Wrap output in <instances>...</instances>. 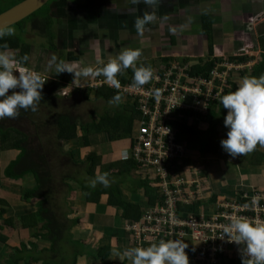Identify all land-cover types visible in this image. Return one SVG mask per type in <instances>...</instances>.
<instances>
[{
  "label": "crops",
  "instance_id": "0c3cea01",
  "mask_svg": "<svg viewBox=\"0 0 264 264\" xmlns=\"http://www.w3.org/2000/svg\"><path fill=\"white\" fill-rule=\"evenodd\" d=\"M175 1L176 0H160L158 7L149 9V11H155L157 20L155 23L149 24L150 27H154L146 28L147 31L145 30V32L147 33L145 34L144 32L143 35H140L142 39L138 37L137 31L134 27V20L136 17L132 21L129 20L128 22L124 21L123 23H119V20L116 21L118 16L117 13H119L116 10V6L111 4L110 8H106V0H94L93 2L85 3L86 7H89L90 11L92 10V14L84 13L85 23L81 27L76 25V16L80 15L81 11H77V8L67 6L65 10H74L75 14L71 17H67L65 22L63 18L60 19L63 22L62 26L66 28L68 39L67 43L59 44V41H61V32H54V42L57 40V42H55L56 49L60 50L59 52L64 51L65 62H68L73 66L80 65L82 67H96V57L98 54L103 60H105V62H107L109 57H115L122 49L125 48L140 49L142 55L139 60L149 59V57L150 59H155L157 56L165 53L169 56H181L179 59H182L184 56L200 57V49H203L202 42L205 38L201 36L202 41L198 42L196 38V32L191 31V20L194 17L192 24L198 25L199 18L195 12L199 13V17L202 14H210L212 23L213 56L216 57V60L219 61L220 64L222 63L221 61L223 60L224 55L234 52L237 48H244V50L247 48L245 51L248 53H239L237 55H249L250 57L238 62H228L232 64V66L226 70H223V72L228 73L227 78L235 80L239 83L244 77L245 73L247 71H251V66L253 63L260 59L259 40L260 36L264 37V29H259L255 32L253 31L251 34H247L245 36L244 33L239 34L237 30H248L245 25L246 17L252 13L251 11H264V0H180L174 6V10L170 11L171 5H174L171 3ZM54 2L51 5L52 9L55 7L58 8L59 5V0L56 1V3ZM217 3L218 9L216 8ZM53 4H56V6H53ZM202 7L206 9L205 13L202 12ZM235 8L240 11V15H231L233 14L232 12L235 10ZM65 10L63 12L66 15ZM164 16H167L168 19L164 20ZM188 17L190 19H188ZM227 20L230 25L225 28V34L219 37L217 32L220 30V28H217L216 25L219 22H222V24L226 25ZM177 23L181 26L177 25ZM171 28L175 29V33L170 32ZM149 33H152L153 35H149ZM154 35L158 37L157 39H160L158 41H154V44L156 43L154 46H140L141 43L139 41H146L149 36L154 37ZM248 35H250L249 39L246 37ZM250 39L253 41L251 42L252 45H249ZM245 40L247 42H245ZM237 41L238 43H235ZM249 46L252 48V51L255 50L254 52L258 53L257 58H255V55H251L249 53L251 51ZM45 48H47V46ZM44 51H48L49 53L47 59L43 60V52H41L42 54L39 55L37 67L31 70L39 72L42 76L46 75V77L49 79H56L62 84L65 83L60 80V77L63 75L56 74L54 66L52 68H49L48 66V60L50 59L51 55L58 52H54L55 50H48V48ZM32 52L33 50L31 45V52L29 55L30 59ZM67 53H71V55L78 58L75 60H68L66 59L68 56ZM44 63L46 64V67L42 65ZM150 63L152 64V62ZM158 65L159 63L156 65V63L153 62L152 68L156 70ZM223 65L224 64H222V66ZM243 70L245 73L240 76L238 72H242ZM98 78L99 77L88 78L87 83H89V87L92 86L91 88H95L96 86L92 83ZM74 81L76 80H72L71 82ZM84 89L86 88L84 87ZM202 125H204L205 128L202 127ZM207 126V123H203L198 120H196L194 123V127L198 129L202 127L205 130ZM218 131L221 138L227 137L226 133L228 130L218 129ZM79 132H77L78 135H80ZM183 136L185 135H182L181 137ZM88 142L89 146L85 147L82 144L81 138H78L74 141L64 144L61 148L62 153L59 150L56 151L57 154L55 153L54 156H59L62 160H65V167L60 166V163H57L56 161L51 163V171L54 172L56 179L59 178V174H56V172H63V168H65V172L71 170L73 171L74 165L71 162L83 161L85 157L91 152L95 153L97 156H101L103 162L121 159L128 160L131 157V149L127 138L109 141L107 135L104 132H100L98 134L89 136ZM42 143H45V140H42ZM257 149L264 153V147L257 145ZM197 150L195 151L196 153ZM253 152L242 156L250 157ZM69 153H71L72 156ZM18 154L19 151L16 150L0 151V172H2L8 163L14 160ZM197 156L199 158L198 153ZM242 156L233 158L229 155L227 160H222L215 157L206 159L207 163L205 166L209 168V175L202 174L205 178V182H201L200 187L202 191L205 189L206 191L208 190L210 192L213 201L218 202L226 195L228 196L237 192L251 191L252 189L264 192V161L259 165H248L246 169H241L237 164L238 159L242 158ZM69 157L73 160L71 161ZM232 170H235L236 172H232ZM215 172H222V175L218 176L219 178L221 177L220 181L218 179L213 181L215 178ZM136 175L137 173H132V176L129 174V180L119 183L118 188L124 201L138 206L139 210L145 211L147 210V201L144 197L143 190L134 189L130 183V181L137 179ZM207 179L210 182L213 181V183L216 184L218 182L221 186L225 185V190L219 189L218 192H212ZM3 182L7 185L11 183L16 184L18 186L19 192H11V190H8V193L5 192L2 189ZM35 185L36 184L32 173L24 174L18 181H8L4 180L2 177L0 178V199H3L6 204V206H3L2 208L3 211H0V224L4 219H12L11 227L3 225V227L0 228V244L4 245V249L9 250V254L7 255L8 257L13 255V248L17 247L19 244H33L36 252L49 249L50 247V244L45 241L36 238L33 239V235L38 236L39 234L45 233L42 231V224L27 230H23L18 225H16L19 220V215L22 213H27L28 211H34V213L37 211L38 207L36 200H33L29 203L21 201L23 198L21 195L24 194V192L33 189ZM56 185L58 184H55V187ZM17 193H19V197L17 196ZM202 195L204 199H207L209 196L207 193H203ZM81 196L82 194L80 195L78 191H74L72 196L64 198V200L62 198L61 203L59 201V203L56 205L59 206L57 207L59 210H56L57 215L60 219L62 218L61 220L64 223L66 220L71 221L74 218L78 220L75 225L74 223H69L68 225L69 235L72 241H81L84 243L91 255L93 250L97 248L109 247L111 255L108 256V259L106 260L107 263L130 264V261L127 258L121 261L115 255L116 252L122 253L125 249L136 247L132 244L128 234L124 231V225L126 222L121 219V212L118 209L107 207L105 197H103L100 202L95 205L81 202V200H78V198H81ZM78 227L82 232L81 234L86 237L85 239L78 235ZM96 233H98V236L95 237ZM121 236H124L126 240L129 239L130 242L123 245L121 242L126 240H121ZM2 251L4 250L0 249V259L4 256ZM185 252L188 254L187 249H185ZM83 258L87 261H90V264H101L100 260L91 261L86 255H82L77 260V264H82ZM234 258L235 260L232 261L233 264H241V260L238 259L240 258L239 255L237 258ZM220 264H228V262H221Z\"/></svg>",
  "mask_w": 264,
  "mask_h": 264
},
{
  "label": "trees",
  "instance_id": "16d2710c",
  "mask_svg": "<svg viewBox=\"0 0 264 264\" xmlns=\"http://www.w3.org/2000/svg\"><path fill=\"white\" fill-rule=\"evenodd\" d=\"M22 0H0V13L6 9L14 6ZM82 1V0H75ZM54 0H48L41 7L12 24L15 27L16 33L11 36H5L0 39V51L13 50L14 55L18 61L27 54L30 55L31 45L22 39L21 34H24L30 29H35L40 32L42 36L47 39V48L50 50H56L54 42L55 33L53 31L54 22L60 23L59 18L52 16V3ZM55 3V2H54ZM61 13H64L63 11ZM84 13V12H81ZM211 15L203 14L200 16L199 26L201 33L205 36L208 55L207 59L202 63L192 64L189 73L207 78L212 71L216 57L213 56V41H212V26ZM11 26V25H10ZM9 27V26H8ZM6 29V27H5ZM29 29V30H28ZM7 46V49L4 46ZM260 59L253 63L251 71L238 72L240 76L245 73L244 76L260 77L264 75V37L260 36L259 40ZM66 59H77L78 57L67 53ZM249 55L238 56L229 55L227 57L230 61L245 60ZM163 62H166L168 57H163ZM201 61V58H199ZM28 61L22 62L20 66H27ZM150 66L151 63L147 60H141L137 62V66ZM153 69V68H152ZM128 78L120 77L121 83L132 84L133 71L131 68L125 70ZM155 70L153 69V73ZM47 79V78H46ZM230 85L229 89L224 90L221 95L234 91L238 87V82L228 78ZM62 87V83L56 79H47L42 89L43 99L38 104V110H42L45 114L41 117L40 122L37 120L38 126H33V131H39L43 133L41 139H37V143L29 141L28 135L25 131H21L16 127L10 126L7 122L10 120L30 121L33 118L35 112L28 110H20V114L16 119H0V151L16 150L19 154L16 158L8 163L2 172H0V178L8 181H18L24 174L32 173L35 180V187L31 190L24 192L21 201L25 203L36 200L37 211H28L18 216L19 220L16 223L23 230L29 228H35L39 224H42V231L44 234L38 236L33 235V239H40L50 244L49 249L36 252L33 244H19L13 248V255L7 257L4 264H77V260L86 255L91 261H101V264H110L106 260L111 255L109 247H100L93 250L92 255L88 252L87 247L81 241L73 242L69 235V223L78 222L77 219L66 220L64 223L57 215L59 210L56 206L59 201L61 203L62 198H68L73 195L74 191H81L85 194V202L88 204H98L100 200L106 198V206L118 209L121 212V219L126 221H138L140 217V210L138 206L132 205L122 199L119 192V183L129 180V174L139 169V165L134 160H115L103 162L101 156H97L95 153H89L83 161L71 162L74 165V171L56 172L59 174V178L56 179L54 172L51 171V163L47 159L48 153L51 150L47 144L53 142L56 144V148L62 153V146L66 143L81 138L82 144L89 146V136L104 132L107 135L109 141L117 140L121 138H127L129 142L130 135L133 134V130L136 124V120L140 117V112L135 108V102H131L128 99L122 98V102L116 104V108L105 107L102 112L98 113L97 119L90 117L85 120L72 115L70 109L57 110L52 109L53 98L56 91ZM82 90L85 96L89 97L91 91H94V99H101L106 103L116 95L122 94L119 90L111 88L107 85L96 86L95 88H88ZM220 95V96H221ZM64 106V105H61ZM217 111L210 112V119L208 121V127L202 131L196 129L191 125H187L183 121H174L175 127L179 133L186 134L188 139L198 144L199 158L205 159L206 157H215L222 160H227L229 154L226 153L221 145V138L218 129L228 130L223 120L227 114V110L223 108L220 103V99L217 102ZM37 112V111H36ZM35 121L33 120V123ZM170 123V120L168 121ZM80 131V136L77 132ZM45 140V143H42ZM52 140V141H51ZM35 144L36 146H33ZM51 144V145H52ZM43 145V146H42ZM53 146V145H52ZM57 154V152H56ZM71 156L72 154L69 153ZM61 155V154H59ZM67 155V154H66ZM52 156V155H51ZM54 156V154H53ZM70 156V157H71ZM71 161L73 160L70 158ZM264 159V153L259 151L256 147L253 155L249 158L242 156L238 159V164L245 163L246 165H259ZM51 161V160H50ZM193 163L189 160H183V166H190ZM182 165L176 167V171L182 169ZM108 173V179L110 186L105 187L100 183H97L95 188L89 186V180L94 179L96 175ZM80 173V175H79ZM151 180L149 177H144L137 180L130 181L134 189L143 190L144 196L147 199L148 205H153L157 201V194L155 189L150 187ZM55 184L56 185L55 187ZM0 205H4L5 201L0 199ZM1 216V214H0ZM2 224V225H1ZM0 224V228L4 226L11 227L12 219H4ZM233 264V262L231 263Z\"/></svg>",
  "mask_w": 264,
  "mask_h": 264
},
{
  "label": "built area",
  "instance_id": "2783aa9c",
  "mask_svg": "<svg viewBox=\"0 0 264 264\" xmlns=\"http://www.w3.org/2000/svg\"><path fill=\"white\" fill-rule=\"evenodd\" d=\"M190 67L187 61H168L141 87L121 83L117 76L123 100L135 102L140 112L130 135V158L143 172L138 174L149 176L150 187L157 194L156 203L148 205L139 220L128 223L124 230L141 247L160 239H182L188 245L190 264H220L240 255L238 245L228 242L226 237L219 238L224 226L233 216L264 221V195L238 192L215 202L208 190H201L200 183L205 182L201 172L176 171L188 157L184 156L186 148L173 115L189 119L198 112L203 116L206 113L203 114L202 109L206 111L213 99V86L209 81L215 69L205 78L189 73ZM92 84L107 83L104 77H99ZM204 99L205 104L200 105L199 100ZM181 118L178 120L187 122ZM203 193L209 194L207 199L203 198Z\"/></svg>",
  "mask_w": 264,
  "mask_h": 264
},
{
  "label": "clouds",
  "instance_id": "9594fccd",
  "mask_svg": "<svg viewBox=\"0 0 264 264\" xmlns=\"http://www.w3.org/2000/svg\"><path fill=\"white\" fill-rule=\"evenodd\" d=\"M131 2L133 5H138L142 2L151 9L158 7L160 4V0H131ZM172 10H174V5H171L170 11ZM256 13L258 14L255 17H260V24L263 23L264 16H261V14L264 15V11H256ZM252 15L255 14L251 13L246 17V24L248 21L251 23L255 21ZM251 17L253 20H250ZM163 19L167 20L168 17L164 16ZM156 20L155 11H145L142 16H137L135 18L134 27L139 35H143L146 30V25L155 23ZM249 29L252 30L253 28ZM170 32L175 33V29L171 28ZM14 34V28L8 27L5 29L0 27V39ZM4 48L7 49V46L5 45ZM141 55L142 52L140 49L125 48L115 57H109L107 62L98 54L96 57V67L84 66L74 68L70 63L64 60L58 61L56 55L52 54L48 60V66L49 68L54 66L56 74L64 72L73 74V80L102 76L111 88L113 87L118 90L121 84L117 76L119 78H128V75L124 71L129 68L133 71L132 87H141L152 80L153 69L150 66H137V61ZM165 57H168L166 62L163 63L162 60L159 63L161 66L158 65L155 71H158L159 68L168 61H176L181 56ZM200 58L202 57L200 56ZM28 60L29 56L27 54L18 61L12 52L8 50L0 51V119H16L21 109L25 111L31 110L33 112L38 110V104L43 99V86L49 78L46 79V77L42 76L39 72L19 65ZM182 60L190 62L191 65L200 62H194L197 60L195 56H185ZM14 73H18V75H14ZM88 84H86V86H89ZM158 91L159 90H157V92ZM66 93L67 92L64 91L62 94L64 95ZM219 99L223 108L227 110L223 124L228 131L226 133L227 138L221 139L220 141L222 149L231 157L235 158L253 152L257 145L264 147V75L258 78L244 76L234 91L221 95ZM121 102L122 97L116 95L109 101V104H119ZM213 111H217V107L216 110ZM203 123L205 122L203 121ZM191 125L194 127V124ZM182 135H185L188 139L186 134ZM207 158L210 159L212 157L197 159L199 164L196 167H198V172H201L203 175H206V172H208L205 166ZM194 164H196V162ZM184 167L185 166L182 165V169L177 172L183 171ZM203 167L206 172H202ZM187 168L188 167H186V169ZM132 173H137V179L148 176L145 174H138L143 173L139 169L131 172V176ZM108 175L109 174L106 172L96 175L94 179L89 180V186L95 188L97 183L105 187L110 186ZM256 203L257 200L254 198L253 204L255 205ZM146 208H148V202ZM142 212L144 211L140 210V214ZM130 222L133 221H126L124 228ZM127 234L130 238V234ZM225 237L228 242L235 243L239 246L240 258L238 259L241 260V264H264V221L256 220L253 222L247 217L233 216L230 218V222L224 226L223 234L219 236L221 240L225 239ZM186 248H188V245L184 243L182 239L167 241L160 239L158 242H152L149 246L128 248L122 253L116 252L115 255L121 261L127 258L130 264H190L189 258L185 252ZM233 260H235L234 257L227 261L228 264H230V262L232 263Z\"/></svg>",
  "mask_w": 264,
  "mask_h": 264
},
{
  "label": "rangeland",
  "instance_id": "374dc122",
  "mask_svg": "<svg viewBox=\"0 0 264 264\" xmlns=\"http://www.w3.org/2000/svg\"><path fill=\"white\" fill-rule=\"evenodd\" d=\"M93 1L94 0H83V1H77V2H75V0H59L58 8L55 7V8L52 9V16L53 17H56V18H59V19H62L63 18L64 19V22H65L67 20V16H65V14L64 13H61V12L64 11L67 8V6L77 8V11L80 10L81 12H84L85 14H90V13L92 14V10L90 11L89 10V7H86V4L85 3H87V2L89 3V2H93ZM114 1L115 0H106V6L105 7L106 8H110V5L113 4ZM51 3H53V2H51ZM54 5L56 6V4H53V6ZM216 8L218 9V3L216 4ZM81 12H80V15L76 16V25L79 26V27H81L85 23V21H84V13H81ZM202 12L203 13L206 12V9H204L203 7H202ZM251 12H252V14H255V15H252V17H254L255 21L253 23H251L250 21H248L247 24H246V27L248 29L249 28H253V29L252 30L249 29L248 31L247 30H243V31L242 30H237V32L239 34L244 33V36H245L247 34H251V32H253V31L255 32L256 30L264 29V24H263L264 22L260 24V17H255L258 13H256V11H251ZM232 13L233 14H231V15H238V14L240 15V11H238L237 8H235V10ZM118 14L121 15L120 13H118ZM195 14H197V16H198V18L200 20L199 13L198 12H195ZM261 16H264V15L261 14ZM188 19H190V18L188 17ZM193 19H194V17H193ZM192 20H191V26H192V30L191 31L192 32H196V38H197L198 42H200V41H202L201 40V36L203 38H205V36L201 33V28H200L199 24L198 25L197 24H192ZM70 21H72V20H70ZM62 23H63L62 20H61V23L60 24H57L56 22H54V29H53V31L55 33L61 32V41H59V44L67 43V39H68L67 38V34H66V28L64 26H62ZM70 23H72V22H70ZM119 23H121V19H119ZM177 25H179V24L177 23ZM229 25H230V23L228 22V20L226 21V25L222 24V22H219L216 25L217 28H220V30L217 32L219 37H221L222 35L225 34L224 33L225 28H227ZM179 26H181V25H179ZM9 27L15 29V27L12 26V25L9 26ZM148 27L151 28V27H154V26H151L150 27V25H146V28H148ZM6 28H8V27H6ZM16 32L17 31L15 29V33ZM146 33L147 32H145V34ZM137 35H138V37L140 39H142L138 33H137ZM149 35H153V34L152 33H149ZM156 35H154V37L153 36H149L146 41L145 40L139 41L141 43L140 46H144V45H146V46H154L156 44V43L154 44V41L160 40V39H157L158 38L157 36H159V35H157V36ZM21 36H22V39H24V41H27V43H29V44L31 43L30 45H32V50H33L32 56H31V59L29 58L26 67L29 68V69H34L38 65L39 55L42 54L41 52H43V60H46L47 57H48V54H49L48 51H44L45 49H47V48H45L47 46V39L44 36H42L40 34V32H37L35 29H30L29 31H26L24 34H21ZM249 36L250 35H248L246 37H248V39H249ZM55 42H57V40H55ZM245 42H247V41L245 40ZM251 42H253L252 39H250L249 45H252ZM235 43H238V41L235 42ZM202 46H203V49H200L201 50L200 51V55L202 57L201 58V61L199 60L200 57H196L197 60H195L194 62L200 61V62H197V63H202V62H204L208 58L207 57V55H208V49H207V44H206L205 39L202 42ZM249 48H250V46H249ZM197 49H199V48H197ZM250 49H251V51L249 53L251 55H255V58H257L258 57V53L257 52H254L255 50L252 51V48H250ZM245 50H241L240 48H237L234 51L235 53L232 52V53H228V54L224 55L223 56V60L221 61L222 62L221 64H220L219 61L215 60V67H214L215 71L212 72L213 74H212V77L210 78V81H209V85H212L213 86V91H212L213 99H211L210 100V103H209L211 105L207 106L206 111H205V109H202V111H204L203 114L206 113L203 116H201V114L198 113V112H194L193 113V115H192L193 118L192 119H187V117H185L184 115H181L182 118L181 117L180 118L183 119V120H185V121H187L188 122V125L194 124L196 120H200L201 122L204 121L205 123H207V121L209 120V117H210V112L213 111V110H216V104L219 101V98H220L221 93L224 90L230 88V85H229V82H228V78H227L228 73L227 72H226V74L223 73V70H226L230 66H232V64H230L228 62H236V61H230V60L227 59V57L229 55L234 56V55H237L239 53H248ZM8 51H10V52H12L14 54L13 50H8ZM59 51L60 50H58V49H56L54 51V52H58V53H55L56 57L58 58L57 60L58 61L59 60H64L65 59L64 51H62V52H59ZM165 56H169V55H166V53H165V54H161V55L157 56L155 59H150V57H149V59H145V60H147L149 63L152 62V64L154 62L157 65L158 63H160L163 60L162 57H165ZM139 61H141V60H139ZM182 61H183L182 59H177L176 60V62H182ZM183 62H185V61H183ZM163 63H165V62H163ZM222 64H224V65L222 66ZM42 65L44 67H46V64L45 63L42 64ZM73 67L74 68H79V67H82V66L77 65V66H73ZM59 74H62L63 75L62 77H60L61 78L60 80L63 81V82H65V83H63L62 84V87L59 88L58 91H56V94H55V96L53 98V106H52V109L57 110L55 112H58L60 110L63 111L65 109H70V112L72 113V115L75 114L76 116H78L79 117V120H80V118H83L85 120H88V119H90V117H93L94 119H97L98 113L99 112H102V110L105 107H107V108H110V107L116 108V104H111L110 105L109 103H106V102H104L101 99H94L93 98L94 91H92L89 94V97L88 96H85L83 94V91L82 90L84 89V87H88L89 88V86H86V84H88L87 83V79L88 78H80V79H78V80H76L74 82H71L73 80V74L67 73V72L59 73ZM119 75H121V74H119ZM45 77H46V75H45ZM62 90H64L67 93L63 95L61 93ZM199 101H200V105H204L205 104L204 102L206 101V99L199 100ZM61 105H64V106H61ZM44 114L45 113L40 109V110H37V112H35L32 115L33 118L30 121L29 120L26 121L24 119H21V120H17V121L16 120H10L7 123L10 126L16 127L19 130H21V131H25L27 133V135H28L29 141H32L33 143H37L38 142L37 139H41L45 135L43 133L39 132V131H33V126H38L37 125V120L40 122V119H41V117ZM173 116L174 117L176 116V118H174L173 121H179L178 119H180V118L177 117V115H173ZM33 120L35 121L34 123H33ZM187 122H186V124H187ZM191 126H193V125H191ZM202 127L205 128L204 125H202ZM202 127L200 128V130L204 131V129ZM78 136H80V135H78ZM181 142L184 144V146L186 148V152L184 153V156L185 157H188L186 159L187 160H190L193 163L190 166H185L184 169H183V172H185L186 167H188L186 169V172H198V167H196L199 164V161H197V159H198L197 153L198 152L197 153L195 152L197 150L198 144L196 142L191 141L190 139H187L186 136H183L181 138ZM52 143L53 142H50V144H47L46 143V145L48 146V148L51 149L49 151V153H48L49 157L47 159L49 160L50 163H53L54 161H56L57 163H60V166L65 167V164H64L65 160H62L59 156H53V158H52L51 155L55 154L56 151L58 150L56 148V146H55L56 144L55 143L52 144ZM32 145L33 146H36L35 144H32ZM190 147H192V148H190ZM247 158H249V157H247ZM263 161H264V159H263ZM195 162H196V164H194ZM237 165L241 169H246L247 166H248L245 163H243V164H237ZM206 170L208 172H206ZM206 170L203 167L202 172H206L209 175V168L206 167ZM73 171H74V168H73ZM232 172H236V171L235 170H232ZM214 174H215V178L213 179V181L216 180V179H218L220 181L221 180V177L219 178L218 176H221L222 175V172H215ZM208 179H207V182L210 185V189H211L212 192H214V191L218 192L219 189L220 190L221 189H224L225 190V185H222L221 186L218 182L216 184V183H213V181L210 182ZM2 189L5 192H7V193H8V190H11V192L12 191L19 192L18 191V186L16 184H12V183L7 185V184H4V182H3L2 183ZM251 191H253L252 193L255 192V193H258L259 195H264V192L263 191H259V190H256V189H252ZM78 192L80 193V195L82 194L81 198H78V200H81V202H84L85 203V194H83L81 191H78ZM243 192H248V191H243ZM239 193H242V192H239ZM231 195L234 196V195H237V193L231 194ZM17 196L18 197L20 196L19 193H17ZM22 196H23V194L21 195V197ZM12 201H14V200H12ZM3 206L4 205H0V211L1 212L3 211V209H2ZM77 229H78V235L85 239L86 237H84V235L81 234L82 232L79 229V227ZM91 231H92V229H91ZM97 231H95V232H97ZM96 236H98V233H96L95 237ZM130 239H131L132 244L135 245V246H137V244L135 243L134 238L132 237V235H130ZM121 240H126V239H125L124 236H121ZM128 242H130L129 239L126 240V241H123L121 243L123 245H125V243H128ZM142 247H144V246H142ZM4 248H5L4 245L0 244V249L1 250L2 249L4 250V251H2V254L4 256L0 259V264H3L4 263L6 256L9 254V250L8 249L6 250ZM124 248H125V246H124ZM187 256H188V254H187ZM85 261H87V260H85L83 258L82 264H90L91 263L90 261H87V262H85Z\"/></svg>",
  "mask_w": 264,
  "mask_h": 264
},
{
  "label": "water",
  "instance_id": "95a60500",
  "mask_svg": "<svg viewBox=\"0 0 264 264\" xmlns=\"http://www.w3.org/2000/svg\"><path fill=\"white\" fill-rule=\"evenodd\" d=\"M47 1L48 0H22L0 13V27L5 28L16 23L41 7ZM14 75H18V73H14Z\"/></svg>",
  "mask_w": 264,
  "mask_h": 264
},
{
  "label": "flooded vegetation",
  "instance_id": "af4514ba",
  "mask_svg": "<svg viewBox=\"0 0 264 264\" xmlns=\"http://www.w3.org/2000/svg\"><path fill=\"white\" fill-rule=\"evenodd\" d=\"M58 0H55V3ZM83 1V0H82ZM180 0H176L175 2H172L171 4H174V6L179 2ZM127 3V6H126ZM113 6H116V10L121 13V15L118 14L116 21L121 19V22L123 23L124 21L128 22L129 20L132 21L135 17L137 16H142L145 11H149V8L147 5L144 3H140L138 5H133L131 0H115L113 2ZM75 11L67 9L65 10V13L67 17H71L74 15Z\"/></svg>",
  "mask_w": 264,
  "mask_h": 264
}]
</instances>
